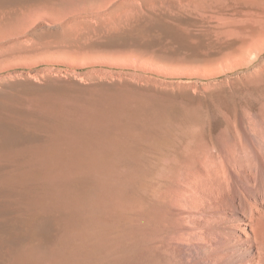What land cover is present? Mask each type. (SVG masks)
I'll use <instances>...</instances> for the list:
<instances>
[{"label": "rangeland", "instance_id": "374dc122", "mask_svg": "<svg viewBox=\"0 0 264 264\" xmlns=\"http://www.w3.org/2000/svg\"><path fill=\"white\" fill-rule=\"evenodd\" d=\"M115 94L155 95L170 111L188 105L204 129L222 114L237 125L235 156L218 142L212 152L234 204L174 195L183 205L165 217L179 224L160 239L178 264H264V252L250 253L243 219L251 202L264 208V0H0V264L38 262L57 245L51 225L6 208L25 175L27 158L17 168L14 154L53 124L38 112L102 107ZM214 136L230 138L227 129ZM194 168L203 177L174 186L212 185ZM117 197L105 191L107 215L122 209Z\"/></svg>", "mask_w": 264, "mask_h": 264}, {"label": "bare ground", "instance_id": "6f19581e", "mask_svg": "<svg viewBox=\"0 0 264 264\" xmlns=\"http://www.w3.org/2000/svg\"><path fill=\"white\" fill-rule=\"evenodd\" d=\"M250 56L248 52L245 61ZM153 99L115 94L102 107L38 112L36 120L50 119L53 124L41 143L15 152V167L23 166L20 156L27 158L25 175L14 184L19 187L6 207L30 222L51 225L56 232L51 255L32 264H178L169 242L160 239L171 225L179 224L176 218L171 223L165 217L183 205L174 195L199 193L220 207L234 204L236 190L220 178L224 162L219 166L212 152H220L219 144L235 156L242 145L237 125L222 114L204 129L197 109L182 105L170 111L155 95ZM222 129L230 138L216 141L214 134ZM198 165L208 173L203 180L208 178L212 185L203 181L201 191L174 186L203 177L195 172ZM105 191L118 192L122 209L115 210L120 211L117 216L107 215ZM260 206L251 202L249 211H244L253 255L264 252Z\"/></svg>", "mask_w": 264, "mask_h": 264}]
</instances>
